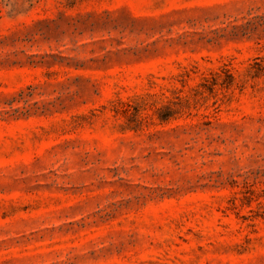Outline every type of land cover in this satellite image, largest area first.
<instances>
[{"label": "rangeland", "instance_id": "1", "mask_svg": "<svg viewBox=\"0 0 264 264\" xmlns=\"http://www.w3.org/2000/svg\"><path fill=\"white\" fill-rule=\"evenodd\" d=\"M0 264H264V0H0Z\"/></svg>", "mask_w": 264, "mask_h": 264}]
</instances>
